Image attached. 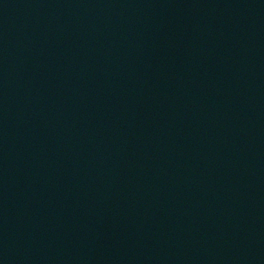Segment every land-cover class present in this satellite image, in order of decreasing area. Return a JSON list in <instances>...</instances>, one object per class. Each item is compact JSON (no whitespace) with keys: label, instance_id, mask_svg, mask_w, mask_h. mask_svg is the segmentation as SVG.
Listing matches in <instances>:
<instances>
[{"label":"water","instance_id":"95a60500","mask_svg":"<svg viewBox=\"0 0 264 264\" xmlns=\"http://www.w3.org/2000/svg\"><path fill=\"white\" fill-rule=\"evenodd\" d=\"M0 264H264V0H0Z\"/></svg>","mask_w":264,"mask_h":264}]
</instances>
